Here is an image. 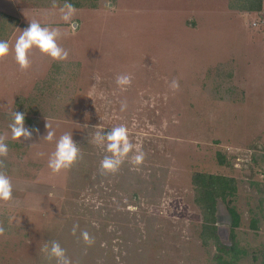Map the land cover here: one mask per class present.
Segmentation results:
<instances>
[{
    "label": "rangeland",
    "instance_id": "374dc122",
    "mask_svg": "<svg viewBox=\"0 0 264 264\" xmlns=\"http://www.w3.org/2000/svg\"><path fill=\"white\" fill-rule=\"evenodd\" d=\"M63 4L0 0V40L9 43L0 60V140L9 149L0 172L13 189L0 202V264H56L41 252L51 241L71 264H211L195 172L237 181L236 239L249 252L239 264L264 263V14L232 10L231 0H99L65 23ZM32 21L60 31L66 60L33 49L19 68L15 40ZM120 75L131 80L123 90ZM16 110L38 130L22 143L9 130ZM46 125L51 142L42 139ZM121 125L144 161L133 165V151L104 173L110 154L94 136ZM64 134L80 158L53 173L48 160ZM218 224L228 244L224 206Z\"/></svg>",
    "mask_w": 264,
    "mask_h": 264
},
{
    "label": "clouds",
    "instance_id": "9594fccd",
    "mask_svg": "<svg viewBox=\"0 0 264 264\" xmlns=\"http://www.w3.org/2000/svg\"><path fill=\"white\" fill-rule=\"evenodd\" d=\"M55 6V4L53 5ZM61 19L65 23H70L76 9L69 0H64L63 7L60 8ZM60 38V31L56 28L42 27L39 22L32 21L28 27L20 31V35L15 40L14 58L21 70L29 67V54L33 49H37L42 55L50 57L53 61H63L68 57V51L60 47L57 40ZM9 54V43L0 40V60L6 58ZM117 85L123 90L131 83L128 75H120L116 78ZM178 83L172 81L171 87L178 88ZM125 108V104L121 103V111ZM46 135L42 139L51 142L54 132L48 130L46 125ZM9 130L13 140L21 143L32 138L33 132L38 131L29 129L25 126V114L19 111L12 113V119L9 124ZM94 140L98 145H102L107 153L100 162L101 171L104 173H116L122 162L129 158V153L135 151V155L131 157L130 162L139 166L144 161V153L138 145L130 143L128 138V130L124 126L113 127L107 132H97ZM8 145L0 140V157H4L8 153ZM80 158V149L73 140L72 135L64 134L57 141L55 151L48 160V167L53 173H59L67 170ZM13 198V189L9 177L0 172V202H9ZM3 229H0L2 233ZM76 228H73L75 234ZM81 237L85 244L91 245L93 240L87 232L81 233ZM41 252L49 260H55L56 264H71L70 259L66 256L64 249L55 241L46 242Z\"/></svg>",
    "mask_w": 264,
    "mask_h": 264
},
{
    "label": "trees",
    "instance_id": "16d2710c",
    "mask_svg": "<svg viewBox=\"0 0 264 264\" xmlns=\"http://www.w3.org/2000/svg\"><path fill=\"white\" fill-rule=\"evenodd\" d=\"M64 3V0H60ZM99 0H69L76 11L85 7L96 10ZM263 0H231L230 9L243 13L264 14ZM17 23V21H16ZM0 33L4 29L0 27ZM25 121H29L25 117ZM220 165H226L225 157L218 153ZM192 185L195 190V204L201 213L199 239L203 248H215L211 264H239L248 257L249 252L236 239V230L240 227V215L233 205L237 195V181L223 175L195 172L192 176ZM224 206L230 218L229 243L222 241L219 235V209ZM257 221L253 222V229L257 230ZM257 260L256 258L254 259ZM264 264V263H262Z\"/></svg>",
    "mask_w": 264,
    "mask_h": 264
}]
</instances>
